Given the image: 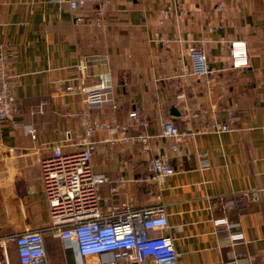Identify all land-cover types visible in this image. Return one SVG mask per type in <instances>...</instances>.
Returning a JSON list of instances; mask_svg holds the SVG:
<instances>
[{
	"label": "crops",
	"instance_id": "obj_1",
	"mask_svg": "<svg viewBox=\"0 0 264 264\" xmlns=\"http://www.w3.org/2000/svg\"><path fill=\"white\" fill-rule=\"evenodd\" d=\"M94 7L95 0L76 10L42 0H0V44L14 48L18 75L16 111L0 124V231L50 223L41 162L54 145L65 153L80 150L85 118L125 123L138 110L150 121L148 149L125 143L121 133L95 135L93 170L108 177L101 210L123 201L134 208L163 203L178 264H264V0H110L102 27ZM203 40L211 84L181 73L182 66L192 69L188 49ZM234 40L247 42L249 67L229 68ZM87 56L99 60L78 69ZM102 74L112 80L116 110L90 108L84 93L65 88L92 87ZM235 104L232 129L218 130ZM173 106L179 116L171 114ZM166 120L194 135L164 137ZM143 130L133 125L129 135ZM155 155L168 156L175 173L151 179L146 163ZM118 177L125 181L113 192ZM220 218L232 232L244 233L243 244L230 243L226 225H215ZM45 248L48 264L80 263L69 240L45 233ZM235 249L245 255L236 258ZM83 261L138 264L115 261L112 253ZM139 264L155 262L148 257Z\"/></svg>",
	"mask_w": 264,
	"mask_h": 264
},
{
	"label": "built area",
	"instance_id": "obj_2",
	"mask_svg": "<svg viewBox=\"0 0 264 264\" xmlns=\"http://www.w3.org/2000/svg\"><path fill=\"white\" fill-rule=\"evenodd\" d=\"M68 4L71 10L85 8L87 0H42ZM110 0H95L93 17L95 24L102 27L107 16ZM77 22H84L83 16L76 18ZM169 40H166L168 43ZM206 41L200 46H191L188 56L192 69L181 67V73L188 76L202 78L211 84L208 76L211 70L205 49ZM16 53L10 45L0 44V124L10 119L16 111L15 90L18 75L14 70ZM79 64L78 69L84 70L89 62L97 61L96 56H87ZM230 69L247 68L250 66L247 42L234 40L231 42L227 56ZM69 92L84 93L83 101L88 107L110 105L114 110L118 104L113 93V84L106 74L99 76L92 87H65ZM211 92V90H210ZM238 104L229 110V122L218 124L220 131L232 129ZM133 125H141L144 130L135 135H129ZM83 135L79 140L81 149L65 153L61 145L52 147V155L41 162L42 181L47 197L50 223L42 228L25 229L19 232H0V264H48L45 248V233L71 241L80 258L79 264H85L84 258L89 256L112 253L115 261L142 263L152 257L155 264H178V251L174 239L169 234L170 228L167 212L163 203L153 204L143 208H134L123 201L119 206L108 212L100 207L101 188L108 182V177L96 173L92 166V157L97 148L95 135L99 131L111 134L121 133V140L125 143L139 141L145 149L149 148L150 121L141 112L134 110L129 113L127 122L118 119L85 118L83 121ZM29 133L36 138V131L29 128ZM193 132H184L172 120L163 124V136L180 140L185 136H193ZM114 142V140H109ZM205 156V154H204ZM204 165L208 166L207 159ZM146 169L151 179L171 176L175 169L170 158L166 155H155L146 163ZM124 177L114 180L112 191L116 192L124 183ZM256 196V192H253ZM227 218L215 220V225H226ZM233 246L243 244V232H228ZM15 248V263L9 254V245ZM235 257L244 256V252L235 249ZM255 259V256H251Z\"/></svg>",
	"mask_w": 264,
	"mask_h": 264
},
{
	"label": "rangeland",
	"instance_id": "obj_3",
	"mask_svg": "<svg viewBox=\"0 0 264 264\" xmlns=\"http://www.w3.org/2000/svg\"><path fill=\"white\" fill-rule=\"evenodd\" d=\"M3 215L5 214L6 215V210H3V213H2ZM2 215V216H3ZM4 215V216H5ZM0 217H1V214H0ZM6 217V216H5ZM0 232H2V233H7V232H3V231H0ZM9 254H10V258H11V260H12V262H14L15 263V260H16V257H15V248H14V245L13 244H10L9 245ZM0 258L2 259V255H0Z\"/></svg>",
	"mask_w": 264,
	"mask_h": 264
},
{
	"label": "water",
	"instance_id": "obj_4",
	"mask_svg": "<svg viewBox=\"0 0 264 264\" xmlns=\"http://www.w3.org/2000/svg\"><path fill=\"white\" fill-rule=\"evenodd\" d=\"M171 114L174 115V116H179L181 113L180 111L177 109V107L173 106L171 108Z\"/></svg>",
	"mask_w": 264,
	"mask_h": 264
}]
</instances>
